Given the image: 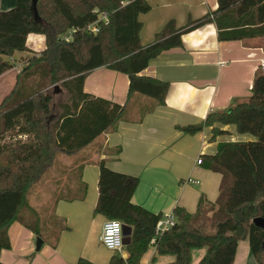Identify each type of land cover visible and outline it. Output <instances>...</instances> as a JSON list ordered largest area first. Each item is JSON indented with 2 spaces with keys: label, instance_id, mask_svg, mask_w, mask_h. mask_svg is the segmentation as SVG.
<instances>
[{
  "label": "trees",
  "instance_id": "1",
  "mask_svg": "<svg viewBox=\"0 0 264 264\" xmlns=\"http://www.w3.org/2000/svg\"><path fill=\"white\" fill-rule=\"evenodd\" d=\"M150 9L147 0H37L35 6L33 0H17L13 8L0 10V76L12 67L6 57L27 50L29 34H42L45 48L31 58L25 77H49L50 85L65 92L56 104L54 93L39 84L18 88L0 103V252L11 247L8 227L20 220L32 184L56 155L79 152L122 116L124 105L84 91L91 71L106 67L124 73L129 96L140 93L164 105L169 82L141 72L162 51L181 46L184 33L215 22L221 40L264 36V0H218L216 9L189 18L181 27L169 20L152 42L142 44L139 15ZM94 22L98 31L86 30ZM71 30L72 38L63 39ZM216 124H234L238 133L256 139L220 143L215 154L205 157V166L223 175L218 198L212 202L201 197L195 213L176 207L175 226L161 235L156 234L160 214L131 200L139 179L99 162L94 213L131 227L127 258L113 255L108 264H139L152 238L158 255L175 257L160 264H191L192 250L201 247L206 253L197 264H233L245 239L258 264H264V228L253 222L264 218V70L255 75L251 94L238 99L230 111H212L204 121L179 128L194 134L214 126V134L222 133ZM29 227L40 235L34 225ZM0 264L5 263L0 259ZM77 264L94 263L80 258ZM152 264H159L156 256Z\"/></svg>",
  "mask_w": 264,
  "mask_h": 264
},
{
  "label": "crops",
  "instance_id": "2",
  "mask_svg": "<svg viewBox=\"0 0 264 264\" xmlns=\"http://www.w3.org/2000/svg\"><path fill=\"white\" fill-rule=\"evenodd\" d=\"M16 1L0 0V10L13 8ZM147 1L151 9L139 15L142 44L152 42L169 20L181 27L189 18H201L218 6V0ZM44 43V35L31 33L27 50L6 57L13 61L0 76V103L21 85L22 90L35 86L34 76L24 79L29 72L25 68L45 48L39 51L36 46ZM263 56L264 36L221 40L215 22L184 33L181 46L162 51L141 72L169 82L164 105L140 93L129 96V77L124 73L106 67L91 71L84 91L124 105V112L114 127L79 152L58 153L53 165L32 184L20 220L8 227L11 247L1 250V261L77 264L83 258L108 264L113 255H120L101 243L107 217L94 213L101 160L108 168L139 179L131 200L154 214L173 212L176 207L195 213L201 197L214 202L223 175L207 168L205 157L215 154L220 143L256 137L238 133L234 124H216L222 130L219 134H214V126L194 134L179 126L204 121L210 112L227 110L238 99L248 97ZM18 67L20 72L15 69ZM198 158L203 159L201 164ZM37 237L43 239L40 249L36 248ZM205 253V247L194 248L191 264H197ZM154 256L159 264L175 259L170 254L158 255L156 246L151 245L139 264H152ZM233 264H258L248 239L239 242Z\"/></svg>",
  "mask_w": 264,
  "mask_h": 264
},
{
  "label": "built area",
  "instance_id": "3",
  "mask_svg": "<svg viewBox=\"0 0 264 264\" xmlns=\"http://www.w3.org/2000/svg\"><path fill=\"white\" fill-rule=\"evenodd\" d=\"M86 30H88L90 32H93V33L97 32L98 31L97 22H94V23L88 25L86 27ZM73 31L74 30L69 31L68 34H66V35L63 36V39H65L67 41L70 40L72 38V32ZM8 60L12 64V61L13 60L12 59H8ZM259 68L262 69V70H264V56L262 58H260ZM15 69L17 70V72H20L21 71V67H18V68H15ZM19 138H21V139L24 140V139L27 138V134H20L19 135ZM202 161H203L202 158H198L197 159V163L198 164H201ZM113 221L118 222L120 224V226H121L120 227V234L122 236V246H123V248H125V244H124V234H123V225L124 224L119 219L107 218L105 220V222L103 223V226H102V232H101V235H100V241L103 244V246L105 248H107L104 245L103 240L101 239V237L104 235V225L105 224H109L110 225L111 222H113ZM176 222H177V218H176V215H175V212L174 211L173 212H167V213H164V214L160 215V218L158 219L157 224H156V234L157 235H161L164 232L170 230L172 227L175 226ZM152 243H153V245L155 244V238H152ZM108 250H110V249H108ZM110 251H113V250H110Z\"/></svg>",
  "mask_w": 264,
  "mask_h": 264
},
{
  "label": "clouds",
  "instance_id": "4",
  "mask_svg": "<svg viewBox=\"0 0 264 264\" xmlns=\"http://www.w3.org/2000/svg\"><path fill=\"white\" fill-rule=\"evenodd\" d=\"M120 224L118 222H111V224L104 225V235L101 237L104 245L115 252H119L121 258L126 259V252L122 246V236L120 234Z\"/></svg>",
  "mask_w": 264,
  "mask_h": 264
},
{
  "label": "rangeland",
  "instance_id": "5",
  "mask_svg": "<svg viewBox=\"0 0 264 264\" xmlns=\"http://www.w3.org/2000/svg\"><path fill=\"white\" fill-rule=\"evenodd\" d=\"M31 45L32 46H34V44L31 42ZM43 46H36V49H39V51L41 50V49H43V47H45L44 45H45V43L44 44H42ZM32 51V50H31ZM32 52H34V53H38V52H35V51H32ZM37 57V56H36ZM39 57V56H38ZM32 76L31 75H28V76H26V77H24V79H30ZM35 81H36V83H35V85L36 86H38L39 84L41 85V86H43L45 89L47 88V91H51V92H53L54 93V100H55V103L57 104V103H60V102H62V100H63V98H64V95H65V92H64V90H62L59 86H54V85H50V78L49 77H47V78H45V79H43V80H41L40 78H38V77H36L35 78ZM26 83V82H25ZM21 84H24L23 82L21 83ZM22 87V85L21 86H19V89ZM7 137H11V134H8L7 135ZM6 141L7 142H15V140H13V139H9V138H7L6 139ZM34 224H37V222L36 221H34L33 222Z\"/></svg>",
  "mask_w": 264,
  "mask_h": 264
},
{
  "label": "water",
  "instance_id": "6",
  "mask_svg": "<svg viewBox=\"0 0 264 264\" xmlns=\"http://www.w3.org/2000/svg\"><path fill=\"white\" fill-rule=\"evenodd\" d=\"M37 3V0H33V5L35 6ZM37 16V13H35ZM231 108H229V111ZM254 224H256L259 227L264 228V218L263 217H255L253 219ZM130 233H131V227L127 225H123V234H124V244L125 246L129 244L130 242ZM43 243V239L41 237H37V242H36V248L40 249L41 245Z\"/></svg>",
  "mask_w": 264,
  "mask_h": 264
}]
</instances>
